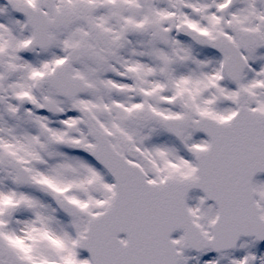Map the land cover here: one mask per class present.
I'll return each mask as SVG.
<instances>
[{
	"label": "snow or ice",
	"instance_id": "1",
	"mask_svg": "<svg viewBox=\"0 0 264 264\" xmlns=\"http://www.w3.org/2000/svg\"><path fill=\"white\" fill-rule=\"evenodd\" d=\"M260 174L264 0H0V264H264Z\"/></svg>",
	"mask_w": 264,
	"mask_h": 264
},
{
	"label": "rangeland",
	"instance_id": "2",
	"mask_svg": "<svg viewBox=\"0 0 264 264\" xmlns=\"http://www.w3.org/2000/svg\"><path fill=\"white\" fill-rule=\"evenodd\" d=\"M260 179H264V176H260ZM249 239V238H248ZM252 251L256 252L257 256H259L261 253H264V244H255V247L252 248ZM244 254V250L237 249L233 251V255L240 257ZM209 255H215V253H210Z\"/></svg>",
	"mask_w": 264,
	"mask_h": 264
},
{
	"label": "water",
	"instance_id": "3",
	"mask_svg": "<svg viewBox=\"0 0 264 264\" xmlns=\"http://www.w3.org/2000/svg\"><path fill=\"white\" fill-rule=\"evenodd\" d=\"M260 175H263L264 176V174H260ZM243 238H247V237H243ZM257 243H264V241H259Z\"/></svg>",
	"mask_w": 264,
	"mask_h": 264
}]
</instances>
